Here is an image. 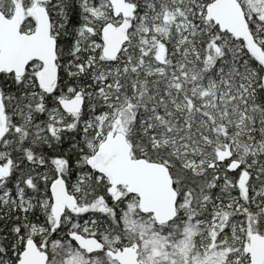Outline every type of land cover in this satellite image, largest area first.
Wrapping results in <instances>:
<instances>
[{
    "label": "snow or ice",
    "instance_id": "obj_1",
    "mask_svg": "<svg viewBox=\"0 0 264 264\" xmlns=\"http://www.w3.org/2000/svg\"><path fill=\"white\" fill-rule=\"evenodd\" d=\"M0 264H264V0H0Z\"/></svg>",
    "mask_w": 264,
    "mask_h": 264
}]
</instances>
